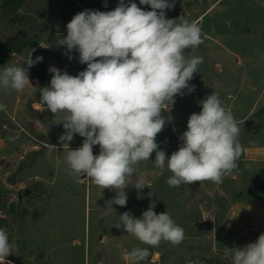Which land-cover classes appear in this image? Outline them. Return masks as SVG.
<instances>
[{
	"label": "rangeland",
	"instance_id": "1",
	"mask_svg": "<svg viewBox=\"0 0 264 264\" xmlns=\"http://www.w3.org/2000/svg\"><path fill=\"white\" fill-rule=\"evenodd\" d=\"M98 2L94 10L107 12L119 0ZM129 2L151 10L139 0H125ZM170 2L174 7L165 10L166 18L200 25L204 43L186 54L203 57V63L189 82L195 90L185 89L175 97L171 112L164 113L173 119L156 137L159 149L167 156L178 150L189 116L198 114L199 101L215 92L240 127L243 153L237 169L219 184L204 181L196 190L190 184L171 187L167 180L172 173L167 166H155L153 153L136 165V177L147 185L139 190L141 198L133 177L125 189L126 206L108 208L115 190L102 191L85 176L69 175L64 160L68 149L59 141L65 131L58 123L61 114L51 113L40 99V89L50 84L51 67L73 76L87 67L78 52L66 55V46L58 44L67 30L60 31L57 9L67 0H25L22 23L0 21V40L23 32L32 38L21 51L0 56V71L43 58L28 69L31 84L24 91L0 88V103L7 106L0 111V228L14 245L6 258L11 264H57L70 258L76 264H134L129 253L138 246L149 248L140 264H232L226 248H243L264 234V0ZM82 143L76 134L69 147ZM49 144L57 146L51 154ZM99 151L98 145L93 147L94 155ZM153 201L156 214L167 212L184 229L181 244L162 241L152 248L113 226L124 212L141 218Z\"/></svg>",
	"mask_w": 264,
	"mask_h": 264
},
{
	"label": "clouds",
	"instance_id": "2",
	"mask_svg": "<svg viewBox=\"0 0 264 264\" xmlns=\"http://www.w3.org/2000/svg\"><path fill=\"white\" fill-rule=\"evenodd\" d=\"M139 3L150 5L151 10L119 0L112 11L86 9L74 15L66 25V37L58 44L66 46V55L78 52L79 62L87 67L75 76L51 67L50 84L40 89L46 108L54 115L61 114L58 123L65 131L59 141L68 149L64 160L69 175L85 176L102 191L115 190V197L107 202L110 209L113 204L126 206L125 189L133 177L141 198L139 190L147 185L136 177V165L150 160L153 153L155 166L161 170L167 166L172 173L167 180L171 187L204 181L222 183L237 169L243 153L240 127L215 92L199 101L198 114L189 116L178 150L167 156L159 149L156 137L173 119L164 113L171 112L175 97L183 95L185 89L195 90L189 82L203 63V57L186 54V50L195 52L204 40L198 22L166 18L165 10L174 7L170 0ZM39 45L48 47L44 42ZM42 59L30 58L24 63L28 67H4L0 88L24 91L31 84L28 69ZM6 107L0 103V111ZM76 134L83 143L71 149L69 143ZM96 145L98 155L93 153ZM47 149L51 154L57 146L49 144ZM155 207L151 202L141 218L124 212L113 226L152 248L162 241L181 244L184 229L167 212L156 214ZM13 248L8 233L0 228V264H11L6 258ZM229 252L232 264H264V234L243 248H226ZM148 255L149 248L138 246L129 258L140 264Z\"/></svg>",
	"mask_w": 264,
	"mask_h": 264
},
{
	"label": "trees",
	"instance_id": "3",
	"mask_svg": "<svg viewBox=\"0 0 264 264\" xmlns=\"http://www.w3.org/2000/svg\"><path fill=\"white\" fill-rule=\"evenodd\" d=\"M99 0H67L63 6L57 9V17L62 24L60 31L67 30L66 25L77 13L84 10L99 9ZM25 0H0V21L8 19L11 24L22 23L23 16L20 14L21 6ZM31 37L27 32H23L14 39L3 41L0 40V56L8 57L14 52L21 51L29 42Z\"/></svg>",
	"mask_w": 264,
	"mask_h": 264
},
{
	"label": "crops",
	"instance_id": "4",
	"mask_svg": "<svg viewBox=\"0 0 264 264\" xmlns=\"http://www.w3.org/2000/svg\"><path fill=\"white\" fill-rule=\"evenodd\" d=\"M263 152H264V147H263ZM74 261H75V259H73V258L66 259L64 261L58 260V263L57 264H76V261L75 262ZM84 264H87V263L84 262Z\"/></svg>",
	"mask_w": 264,
	"mask_h": 264
},
{
	"label": "water",
	"instance_id": "5",
	"mask_svg": "<svg viewBox=\"0 0 264 264\" xmlns=\"http://www.w3.org/2000/svg\"><path fill=\"white\" fill-rule=\"evenodd\" d=\"M199 185H200L199 182H195V183H193V184H190V186H191V188H192L193 190H196V189L199 187ZM206 225H207L208 228L211 227V224H210V223H207Z\"/></svg>",
	"mask_w": 264,
	"mask_h": 264
}]
</instances>
